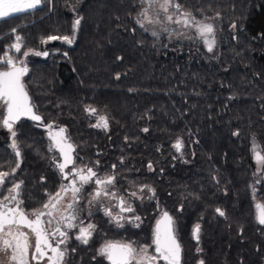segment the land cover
Returning <instances> with one entry per match:
<instances>
[{"label": "trees", "instance_id": "trees-1", "mask_svg": "<svg viewBox=\"0 0 264 264\" xmlns=\"http://www.w3.org/2000/svg\"><path fill=\"white\" fill-rule=\"evenodd\" d=\"M72 1L43 0L33 11L0 19V56L8 51L25 61L24 82L42 117L17 123L20 168L7 178L2 197L13 181H23L22 205L37 210L59 191L62 177L51 162L45 126L64 127L79 165L99 177L115 175L123 192L145 185L155 190L150 205L138 204L140 216L150 223L145 212L152 211L154 225L168 212L185 259L264 264V225L256 220L264 171L254 192L252 154L253 141L264 154V0H175L198 20L219 13L221 45L213 63L192 45L169 40L167 30L159 51L155 37L137 23L142 0H84L78 11L70 10ZM17 34L20 53L10 49ZM52 35L74 40L42 42ZM29 49L48 54L24 57ZM88 106L97 113L89 115ZM98 115L108 118L107 130L92 127ZM177 139L181 152L173 147ZM11 142L0 127V171L16 162ZM197 223L199 244L192 235ZM98 245L89 254L75 244L74 264H99L91 260Z\"/></svg>", "mask_w": 264, "mask_h": 264}, {"label": "snow or ice", "instance_id": "snow-or-ice-1", "mask_svg": "<svg viewBox=\"0 0 264 264\" xmlns=\"http://www.w3.org/2000/svg\"><path fill=\"white\" fill-rule=\"evenodd\" d=\"M42 2L43 0H0V19H7L14 14L33 11L40 7ZM142 2L147 3L148 7L139 13L143 17V20H137L140 27H144L145 21L149 24L153 23V20L149 16V9L153 8V6H158L160 11L167 14V21L185 28H195L198 35L203 38L207 50L209 52L213 51L215 46V29L212 23L198 20L191 11L183 10V6L175 3L174 0H142ZM170 8H174L175 12L170 13ZM218 17L219 13H217L216 18ZM81 19L80 17L75 19L72 26L74 31L80 26ZM232 27L235 28L236 25L233 24ZM12 32L15 33L16 29L13 28ZM152 35L156 36L157 33L153 31ZM58 39L72 44L74 36L59 37L52 35L42 42L47 43L48 41ZM15 41V43L10 45V49H14L16 53H20L23 46L22 37L18 34L15 35ZM29 54L47 56L48 53L34 52L31 49L23 52L24 57H27ZM0 66H2L0 67V107L3 108V112H0V127L6 129L10 134L12 141L11 149L16 158L11 171H0V188H3L7 178L15 175L16 170L20 168L22 150L16 139L17 123L21 118L41 122L42 117L37 114L35 110L36 106L32 103L24 82V77L29 71L25 61L20 60L17 62L16 57L9 55V52L5 51L0 56ZM116 78L119 79V75ZM85 111L89 115L97 113V110L91 106L86 107ZM45 127L49 130L48 135L51 141L48 151L59 153V157H51V162L61 174L62 179L69 181V183L61 184L59 191L55 194H48L49 198L46 203H43L42 209L27 213L21 207L24 203L21 198L23 181L18 183L12 182V187L7 189L8 195L0 199V253L4 254L8 264H33V262L34 264H42V261L45 259L48 264H66L65 258L68 253L67 242L70 237L67 231L61 229V222H63L66 229L78 228V233L75 235L77 241L84 245L89 243L95 226L93 224L83 226L82 223L78 226L74 223L79 218V209L75 205L79 203L84 185L94 182L96 186L93 193H91L90 204L99 201L104 196L118 200L117 206L121 213L133 211L125 198L118 196L117 192L112 190L115 186V175L109 174L99 177L92 167H88L87 165L79 167L76 165V159L79 158L73 155L76 145L67 136L66 128L58 127L57 131H52V124H48ZM92 127L107 130L109 127L108 118L104 115H98L96 123ZM143 131L147 132L148 129L145 128ZM234 134L238 135V133ZM183 146V141L180 139H177L173 144L177 152H181ZM252 151L258 166L257 171L259 172L261 169H264V154L258 149L255 141H253ZM70 166L72 167L70 168ZM112 167L115 168V165ZM148 168L152 169L151 163L148 164ZM66 169H69V171H66ZM145 188L153 196L155 195V190L147 185L141 187L140 192H143ZM68 192H71L73 202L66 205L68 214L64 215L61 213L60 219L57 220L56 226L53 229L51 227L52 219L55 218V213L60 211L58 205L63 200V196ZM130 195L137 196V193L132 192ZM138 198L143 199L142 196ZM256 209V220L260 225H264V204L257 203ZM215 211L221 217L226 216L225 211L221 208H216ZM105 215L115 220L118 225L124 219L123 216L113 215L111 210L107 208L105 209ZM45 216L49 217V219H43ZM134 219L139 221L140 217L135 216ZM174 224L173 217L168 212H164L161 219L157 221L153 234L156 255H149L147 246L137 251L131 244L115 243H106L99 249V255L105 256L110 261V264H133V261H135V264H157V261L161 259L165 261V264H181L182 247L175 234ZM23 229H28L29 231L25 232ZM30 234L35 237L34 244L30 241ZM200 234L201 225L197 223L192 231L193 238L197 244L200 242ZM61 245H64V247L62 248ZM72 251H75V249L73 248ZM196 252L200 253L202 249L197 247ZM0 264H4V261H0ZM199 264H204V261L200 260Z\"/></svg>", "mask_w": 264, "mask_h": 264}, {"label": "flooded vegetation", "instance_id": "flooded-vegetation-1", "mask_svg": "<svg viewBox=\"0 0 264 264\" xmlns=\"http://www.w3.org/2000/svg\"><path fill=\"white\" fill-rule=\"evenodd\" d=\"M48 135V134H47ZM51 143V141H50ZM76 151V150H75ZM52 156L59 157L58 152H51ZM75 156V153H73ZM62 162V160H61ZM76 165L79 167H84L85 165H79V163L76 161ZM88 166V165H87ZM72 166H70L71 168ZM89 167V166H88ZM66 171H69V169H66ZM69 181L62 179V184H68ZM94 182L89 183L87 185H84L83 192L80 194L79 203L75 205L79 209V218L74 221L76 225L87 226L88 224H93L95 226V230L92 233V237L89 240V243L87 245L81 244L79 241L75 239V235L78 233V228H73L71 230L66 229L64 227L63 222H61L60 226L63 231H67L69 235V240L67 242V248L68 253L65 258L66 264H74V257L72 254V249L74 248L75 244H78L82 246L81 248L86 249L87 253H91L90 248H93L95 243H99L97 246L94 256L91 257L92 262H98L99 264H110V261L102 255H99V249H101L106 243H115V244H131L137 251H139L141 248L147 246L148 248V254L149 255H156L155 253V245L153 244V234L154 230L156 228L157 221L161 219L163 213L165 211H162L156 221V223L153 225L152 221V211L145 212L147 217H150L149 221L150 223H145L142 216H140L139 212V205L140 206H146L150 205L152 203L151 201V192H140V191H127L123 192L116 188V180H115V186L112 190L117 192L118 196H123L127 203L131 205L133 211L132 212H120L118 205V200L112 199L110 197H104L102 196L99 201L93 202L92 204L89 203V200H91V193H93L95 189ZM1 190V188H0ZM136 192L137 196H131L130 193ZM143 197V199H140L138 197ZM0 199H3L2 192L0 191ZM72 196L71 192H68L66 195L63 196V200L58 205V208L60 211L55 213V218L52 219V228L54 229L56 226L57 220L60 219L61 213L64 215H67L68 212L66 210V205L68 203H72ZM21 207L25 210L27 213H31L34 210H26L23 205ZM110 209L113 215H119L123 216L124 219L120 221V224L118 225L117 222L108 215H105V209ZM46 211V210H45ZM169 214V213H168ZM170 215V214H169ZM135 216H139L140 220L136 221L134 219ZM171 216V215H170ZM43 219L48 220L49 217L45 216ZM99 220L98 223L92 222L94 220ZM174 220V218H173ZM175 222V221H174ZM122 225V226H120ZM139 225V226H137ZM175 227V234L179 240L176 224H174ZM28 230V229H25ZM29 231V230H28ZM32 243L34 244L35 237L32 235ZM180 242V240H179ZM182 247V260L181 264H194V257H191L189 259L184 258V246L180 242ZM63 248L64 245H61ZM51 255V253H49ZM203 260L202 257L197 258V261L195 264H199V261ZM34 263V262H33ZM42 264H48L47 260H43ZM133 264H135V261H133ZM157 264H165V261L158 260Z\"/></svg>", "mask_w": 264, "mask_h": 264}, {"label": "rangeland", "instance_id": "rangeland-1", "mask_svg": "<svg viewBox=\"0 0 264 264\" xmlns=\"http://www.w3.org/2000/svg\"><path fill=\"white\" fill-rule=\"evenodd\" d=\"M83 1L84 0H73L71 5H70V10L71 11L72 10L78 11V9L80 8ZM147 7H148V5H147V3H145L143 9L147 8ZM169 12L170 13L175 12L174 8H170ZM166 15L167 14H165L163 11L159 10L158 6H153V8L149 9V16L153 20V23L149 24L145 21L144 27L143 28L141 27V29L145 32L152 34V32L155 31L157 33V35L154 37L156 40L157 49L159 51L162 50V48H164V46H165V43H164L165 39H163L164 36H162V34H163V31L165 29H167V33H170L169 40L173 39V40L179 41L181 43L192 45L194 48H197L201 52L203 58L209 63H213V62H216L218 60L219 50H220V45H221L219 18L203 17V18L199 19V20H204L205 22H208V23H212L214 25L215 46L213 48V51L209 52L207 50V46L203 42V38H201L198 35L195 28H185V27H182L181 25L169 22L166 19ZM138 19L143 20V17H141L139 15L137 17V20ZM255 144L257 145L258 149L261 151L260 146L257 143H255ZM252 154H253V161L255 164L254 177H253V191L255 192V186L261 181L264 169H261L259 172L257 171L258 166H257V163L254 159L253 151H252ZM262 154H263V152H262ZM137 191H140V190H137ZM143 192H149V191L144 189ZM23 231L28 232V230H25V229H23ZM32 238L33 237L30 234V241L31 242L33 241ZM30 253H31V249H30ZM0 261H4V264H8L3 253H0Z\"/></svg>", "mask_w": 264, "mask_h": 264}, {"label": "water", "instance_id": "water-1", "mask_svg": "<svg viewBox=\"0 0 264 264\" xmlns=\"http://www.w3.org/2000/svg\"><path fill=\"white\" fill-rule=\"evenodd\" d=\"M174 2H175V0H174ZM36 110V109H35ZM38 114V113H37ZM40 115V114H39ZM24 119H26V120H30V119H27V118H21V120L20 121H22V120H24ZM19 121V122H20ZM30 121H32V122H35V123H40V122H37V121H33V120H30ZM18 122V123H19ZM58 129H53L52 131H57ZM67 134V133H66ZM68 136V135H67ZM48 137H49V135H48Z\"/></svg>", "mask_w": 264, "mask_h": 264}]
</instances>
